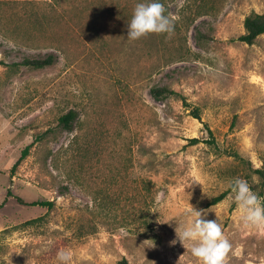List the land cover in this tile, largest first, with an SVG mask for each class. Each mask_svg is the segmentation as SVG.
<instances>
[{
	"label": "rangeland",
	"instance_id": "374dc122",
	"mask_svg": "<svg viewBox=\"0 0 264 264\" xmlns=\"http://www.w3.org/2000/svg\"><path fill=\"white\" fill-rule=\"evenodd\" d=\"M138 2L0 0V264H58L61 249L72 264H198L171 243L193 206L217 210L226 264H264V231L229 193L210 204L236 165L223 149L264 160V34L236 39L264 0H162L173 33L130 40Z\"/></svg>",
	"mask_w": 264,
	"mask_h": 264
},
{
	"label": "clouds",
	"instance_id": "9594fccd",
	"mask_svg": "<svg viewBox=\"0 0 264 264\" xmlns=\"http://www.w3.org/2000/svg\"><path fill=\"white\" fill-rule=\"evenodd\" d=\"M175 17L166 14L165 4L162 0H140L134 8L132 18L128 22L127 38L137 40L150 33H167L174 31ZM199 182V181H193ZM200 183V182H199ZM229 199L235 203L240 212L239 220L245 228H255L264 231V200L254 192L249 183L240 177L233 178ZM214 210L217 219H204L202 211L194 206L184 212V219L176 225V239L188 250L198 264H226V256L232 248L229 239L224 235L219 222V214ZM207 211L204 212V216ZM165 218L160 223H170ZM58 264H72L73 252L70 249H61L57 252Z\"/></svg>",
	"mask_w": 264,
	"mask_h": 264
},
{
	"label": "trees",
	"instance_id": "16d2710c",
	"mask_svg": "<svg viewBox=\"0 0 264 264\" xmlns=\"http://www.w3.org/2000/svg\"><path fill=\"white\" fill-rule=\"evenodd\" d=\"M262 34H264V13L251 12L244 19V32L236 39L251 44L254 43V41ZM54 61L55 57L53 55H49L45 58H25L22 61V64L32 66L34 68H43L52 65ZM151 91L153 96L157 99H165L172 95L178 94V92H176L174 89H171L167 86H156L153 87ZM192 114L196 118H201L200 110L198 107H194L192 109ZM76 117V112L74 110H71L60 117V123H62L66 128L70 129ZM209 131L212 135V130L209 129ZM192 140L194 141V143L199 141L198 138H193ZM207 141L211 145L217 146V142L213 135L212 138L208 139ZM223 153L228 156H232L236 162V165L231 170L232 172H230L232 180L236 177L245 179L249 183L251 189L256 192L262 200H264V160L260 166L256 167L250 159L245 158L235 149H223ZM229 192L230 188L221 192L211 200L210 204H216L220 202L228 195ZM18 200L21 203L29 205H52V202L49 200H35L29 203L25 202L21 197H18ZM36 220L37 219H31L27 223H33ZM119 264H129V262L124 258L119 262Z\"/></svg>",
	"mask_w": 264,
	"mask_h": 264
}]
</instances>
